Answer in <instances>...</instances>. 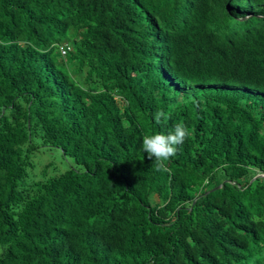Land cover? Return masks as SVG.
Returning a JSON list of instances; mask_svg holds the SVG:
<instances>
[{"label": "trees", "instance_id": "trees-1", "mask_svg": "<svg viewBox=\"0 0 264 264\" xmlns=\"http://www.w3.org/2000/svg\"><path fill=\"white\" fill-rule=\"evenodd\" d=\"M0 264H264V0H0Z\"/></svg>", "mask_w": 264, "mask_h": 264}, {"label": "clouds", "instance_id": "clouds-1", "mask_svg": "<svg viewBox=\"0 0 264 264\" xmlns=\"http://www.w3.org/2000/svg\"><path fill=\"white\" fill-rule=\"evenodd\" d=\"M162 117L166 118L162 111H157L154 114L157 123L160 122ZM189 135L190 132L186 125L179 122L167 134H145L142 139V149L147 154V158L155 162L158 171L166 170L165 162L176 155L178 146L182 145Z\"/></svg>", "mask_w": 264, "mask_h": 264}, {"label": "rangeland", "instance_id": "rangeland-1", "mask_svg": "<svg viewBox=\"0 0 264 264\" xmlns=\"http://www.w3.org/2000/svg\"><path fill=\"white\" fill-rule=\"evenodd\" d=\"M32 162L34 168L30 172L29 181H32L33 175H36V179H39V174L46 165L50 164L51 166L48 171L49 177L65 172L71 165V162L64 158L61 152L57 149H39L33 153Z\"/></svg>", "mask_w": 264, "mask_h": 264}, {"label": "built area", "instance_id": "built-area-1", "mask_svg": "<svg viewBox=\"0 0 264 264\" xmlns=\"http://www.w3.org/2000/svg\"><path fill=\"white\" fill-rule=\"evenodd\" d=\"M60 48V52L61 54L64 56L66 55L67 51L69 50V48L65 45V46H61Z\"/></svg>", "mask_w": 264, "mask_h": 264}]
</instances>
